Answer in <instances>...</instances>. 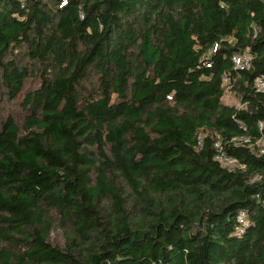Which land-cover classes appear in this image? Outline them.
I'll return each instance as SVG.
<instances>
[{
    "label": "trees",
    "instance_id": "obj_1",
    "mask_svg": "<svg viewBox=\"0 0 264 264\" xmlns=\"http://www.w3.org/2000/svg\"><path fill=\"white\" fill-rule=\"evenodd\" d=\"M259 77L264 0H0V264H264Z\"/></svg>",
    "mask_w": 264,
    "mask_h": 264
},
{
    "label": "built area",
    "instance_id": "obj_2",
    "mask_svg": "<svg viewBox=\"0 0 264 264\" xmlns=\"http://www.w3.org/2000/svg\"><path fill=\"white\" fill-rule=\"evenodd\" d=\"M233 62L236 66L237 69L240 70H246L250 69L251 64H252V57L250 55H242V56H235L233 58ZM230 79L229 77L224 78V85L226 86V92L231 91V85H230ZM255 89L258 93H264V77H259L255 80L254 83ZM259 128L261 130L264 129V123L259 124ZM202 139L203 137H199V145H202ZM216 148L218 149V153L215 157L216 161H218L224 168L231 170V171H236L238 169H244L245 166L241 164L238 160L234 158L227 157L223 152H222V147L220 143H216ZM264 151H262L263 153ZM246 216L245 212L240 213L238 221L240 223H244V218ZM241 232V230H239Z\"/></svg>",
    "mask_w": 264,
    "mask_h": 264
},
{
    "label": "rangeland",
    "instance_id": "obj_3",
    "mask_svg": "<svg viewBox=\"0 0 264 264\" xmlns=\"http://www.w3.org/2000/svg\"><path fill=\"white\" fill-rule=\"evenodd\" d=\"M225 104L230 106H235L237 108H242L243 105L241 103V98H239L234 92L228 91L225 94V97L223 99Z\"/></svg>",
    "mask_w": 264,
    "mask_h": 264
}]
</instances>
